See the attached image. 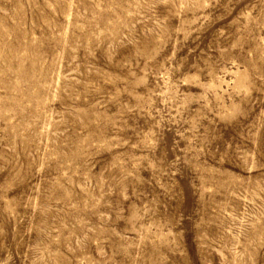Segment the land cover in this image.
Instances as JSON below:
<instances>
[{
  "label": "rangeland",
  "instance_id": "rangeland-1",
  "mask_svg": "<svg viewBox=\"0 0 264 264\" xmlns=\"http://www.w3.org/2000/svg\"><path fill=\"white\" fill-rule=\"evenodd\" d=\"M0 264H264V0H0Z\"/></svg>",
  "mask_w": 264,
  "mask_h": 264
}]
</instances>
